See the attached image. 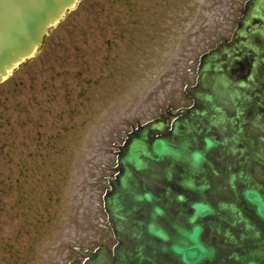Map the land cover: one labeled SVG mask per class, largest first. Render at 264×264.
I'll return each instance as SVG.
<instances>
[{"label": "rangeland", "instance_id": "1", "mask_svg": "<svg viewBox=\"0 0 264 264\" xmlns=\"http://www.w3.org/2000/svg\"><path fill=\"white\" fill-rule=\"evenodd\" d=\"M248 0H82L0 84V264H70L117 240L120 146L191 102L201 56Z\"/></svg>", "mask_w": 264, "mask_h": 264}, {"label": "water", "instance_id": "2", "mask_svg": "<svg viewBox=\"0 0 264 264\" xmlns=\"http://www.w3.org/2000/svg\"><path fill=\"white\" fill-rule=\"evenodd\" d=\"M79 2L0 0V83L37 54L44 37ZM257 20L264 23V0L250 2L232 43L203 59L200 84L191 90L201 107L175 120L168 133L165 118L131 133L104 198L119 244L113 254L107 248L87 253L84 264H264V239L247 212L253 209L264 223V186L245 161L220 169L211 159L218 149L228 156L243 152L218 147L229 139L217 140L214 132L244 120V104L252 96L246 81L234 80L232 68L244 51H261L262 46L252 44L255 36L264 39ZM233 109L234 117L228 115ZM158 132L166 134L155 136ZM259 156L252 153V159ZM230 191L237 193L234 201L218 196Z\"/></svg>", "mask_w": 264, "mask_h": 264}, {"label": "flooded vegetation", "instance_id": "3", "mask_svg": "<svg viewBox=\"0 0 264 264\" xmlns=\"http://www.w3.org/2000/svg\"><path fill=\"white\" fill-rule=\"evenodd\" d=\"M234 35L235 33L231 35L230 39L233 38ZM258 42H260L259 39ZM254 61L255 56L253 54H247L245 59L237 64V68L233 72L237 78L240 77L247 80L249 84L247 92L252 95V99L246 101V104H244V120L242 119V121H240L236 119L233 126H229L226 130L223 128L216 129L214 132L217 140L229 139L228 144L219 147H236L243 152H234L228 156L225 155L223 151L217 150L212 154L211 158L220 169H226L227 166L236 168L245 161L246 167H249L248 171L252 177H254L259 184L264 185V60L256 69ZM250 75H252L255 80H249L248 78ZM195 105H197V102L191 97V102L186 103L184 107L191 108ZM198 106L201 105L199 104ZM228 115L234 117L237 114L233 109L229 111ZM181 116L182 114L180 113L174 114L173 117L169 118L170 123ZM239 127L243 129L241 133H238ZM254 152L260 155L257 159H252V153ZM218 196H229L233 200L236 198L234 192H229L225 195L219 194ZM247 212L250 214L249 218L253 222H256V217L252 215L253 209L248 208ZM84 252L85 251L80 249L78 252V254L81 255L80 260L74 259L72 262L82 264L84 262Z\"/></svg>", "mask_w": 264, "mask_h": 264}]
</instances>
